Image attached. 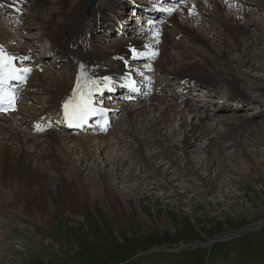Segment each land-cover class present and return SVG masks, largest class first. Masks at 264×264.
<instances>
[{
	"label": "bare ground",
	"instance_id": "6f19581e",
	"mask_svg": "<svg viewBox=\"0 0 264 264\" xmlns=\"http://www.w3.org/2000/svg\"><path fill=\"white\" fill-rule=\"evenodd\" d=\"M87 1L84 4L82 0H35V5L42 8L43 12L50 9L49 6L57 8V11L50 13L48 20H44L40 15L34 17L37 23L42 25L41 36L49 42L53 58L61 63L60 73L58 76L55 74L48 78L34 68L24 94L35 96L39 94V89L42 90L47 96L43 101L42 109L35 112H30L29 107L24 108V111L19 109L20 111H16L13 118L0 115V214L7 216L15 212L19 217L28 214L32 217L33 225L38 213L42 223L43 219L44 222L48 221L49 213H55L59 208L67 207L68 212L72 213L77 206L76 198L93 204H96L94 201H100L105 204V209L117 211V201L124 200V196L132 192L125 184H128L135 175L141 181L147 179L149 175L156 176L159 181L169 185L168 172L156 165L158 163L156 159L162 157L161 160L165 159V163L172 166L177 165L178 159L171 160L172 145L167 144V146L163 142V135L159 136L162 130L169 129L176 133V125L172 124V121L176 120L183 134L180 151L186 158L190 140L205 137L209 131L215 129L213 124L206 122L211 114L197 113L199 109L193 101L186 99L184 89H189L200 82L214 86L218 93L223 90L236 91L243 83L242 79L233 74L223 75L216 65L221 69L225 66L236 69L248 65L251 70H255L257 66L254 63L250 64L251 43L249 42L253 37V40L259 41L264 47V35L260 39V37L254 38L251 34L253 31H258L257 34H260L259 32L264 30V16L261 15L260 22L255 23L252 16L247 14V7L242 5L251 4L252 1L264 11V0H185L181 4L174 5L175 9L178 8L182 21L177 19L176 12H170L168 23L151 25L148 31L135 30L137 34L133 37L132 34L128 35L131 37L129 40H124L126 33L123 31L121 37L123 40L114 41L108 46L98 45L92 42V38L95 29L102 21H106L112 9L122 1L97 0V4L90 9L89 14H86ZM3 6L15 10L22 7L19 0H0V11ZM232 10L239 11L237 17H232L229 13ZM155 17L151 15L149 18ZM199 26L202 28L200 29ZM24 27L26 26L9 27L10 31L12 30L10 32L9 28L6 29L0 21V48L23 58L22 64L36 66V60L29 55L31 49L25 41L26 36L21 32ZM217 35L221 38H217ZM183 37L186 38L188 45L181 42ZM131 48L136 50L137 55H147L148 59H144L137 66H131L129 64L132 56ZM232 51L239 53L237 60L228 59V54ZM135 68L159 71L163 75L161 80L180 82L181 89L174 91L168 86L161 87L156 83L151 70L147 73L154 81L149 82L151 85L145 84L144 88L153 89L152 94L145 95L134 103L122 100L111 104L108 100L104 101L110 104L115 118L124 114L123 118L119 119V123L124 127H119L117 126L119 123H116L113 139L108 136L109 129L107 133L96 136L75 135L71 131L65 134L61 132L62 126L69 120L64 106L73 97V87L79 75L83 78L85 88L98 93L108 86H118V82L126 81L129 75H134ZM109 77L112 81L105 82ZM259 88L264 94V88ZM164 95L169 96L171 101H168ZM224 97L226 98L225 95ZM100 100L96 97L94 102ZM191 114L193 117L187 118V115ZM230 119L232 118L224 117L220 123L229 137H235L234 146L239 147L243 152L245 144L240 143V137L250 134L259 142L264 138V126L251 122L248 117L238 116L237 123H233L234 120L232 122ZM53 122L60 123V127L56 125L55 130L48 129ZM57 129L60 131L58 132ZM37 132L38 134H35ZM124 135H129L130 138V141L128 139L123 143L124 147L129 149V156L139 160L136 163L135 159L132 162L129 160L131 163L127 162L128 157L127 160L120 159L119 153H115V150L119 149L120 141L124 140ZM202 140L201 143L205 144L203 152L206 159L210 160L215 154H220L219 141H214L212 137H205ZM97 152L106 155L104 160L106 165L112 161L111 168L105 169L104 162L97 160L99 157ZM124 162L129 163L126 164L127 169L124 173H115L113 168L117 171L121 170L125 165ZM139 163L146 170L147 175L132 173L133 168ZM86 167L87 169L94 167L96 176L84 173L83 169ZM115 181L123 183L118 191H114L111 184ZM39 201L43 204L40 205ZM101 208L104 209L102 206ZM54 222L52 220L48 225L50 233L55 231ZM21 227L25 228L22 225ZM26 230L31 235L35 232L37 237L40 236L34 227Z\"/></svg>",
	"mask_w": 264,
	"mask_h": 264
},
{
	"label": "rangeland",
	"instance_id": "374dc122",
	"mask_svg": "<svg viewBox=\"0 0 264 264\" xmlns=\"http://www.w3.org/2000/svg\"><path fill=\"white\" fill-rule=\"evenodd\" d=\"M82 1L85 4L87 0ZM88 2L89 0L86 7ZM19 3L20 7L25 5L18 12L3 6V10L0 11V21L6 29L19 25L26 26L21 31L22 35L26 36L25 41L28 42L29 49L31 44L34 46V50L29 51V55L32 57L33 53L39 65L44 66L40 69L42 75L48 78L55 74L58 76L59 63L52 60L50 44L47 39L42 38L40 31L42 25L38 24L34 17L40 15L44 20H48L50 13L57 11V8L49 6L50 9L43 12L42 8L41 10L35 5V0H19ZM122 3L117 4L106 21H102L95 29V32L97 30L102 32L94 33L92 42L108 46L114 41L123 40L121 38L123 31L126 33L124 40H129L131 37L128 35L132 34L133 37L138 30L148 31L151 25L157 24V20H154L156 17L153 20L148 18L150 16L147 13L150 12L142 14V10L146 7L144 1L123 0ZM250 3L242 5L247 7V14L252 16L253 21L259 23L264 11L252 1ZM175 12L177 19L182 21L178 9ZM13 13H17L18 18H15ZM229 13L234 17L239 11L232 10ZM113 19L117 20L113 21ZM168 22L169 20L166 21ZM263 31H260V34H257L258 31H253L251 34L254 38L261 39L264 35ZM216 37L221 38L219 35ZM181 42L188 45L184 37L181 38ZM37 43L41 46L37 47ZM249 43H251L250 64L254 63L257 66L255 70H251L248 65L247 68L236 69L228 66L221 69L216 65L223 75L233 74L242 79L243 83L236 91L223 90L218 93L214 86L199 82L194 91L186 92V99L193 101L199 109L197 113L211 114L206 122L213 124L215 129L209 131L205 137L219 141L220 154H215L210 160L206 159L203 152L205 144L201 143L205 137H199L190 140L186 153L188 159L184 158L180 151L183 134L174 120L172 124L176 125V133L163 129L159 136L163 135V142L166 145H172L171 150L174 154H171V160L178 159V168L177 165L165 163L166 160H161L162 157L156 159L158 162L156 165L168 172L171 186L159 181L156 176L149 175L147 179L141 181L135 175L128 184H125L132 192L124 196V200L117 201V211L105 209V204L100 201H94L96 204H93L74 197L77 202L75 211L69 213L67 207L59 208L57 213H49L48 221L44 222L43 219V223L38 213L34 221L35 225L28 214L20 217L15 212L7 216L0 214V264H264V212H262L264 210V138L259 142L250 134L240 137V143L245 144L243 152L239 147L234 146L235 137H229L220 123L224 117L232 118L230 121L234 120L233 123H237V117L240 116L248 117L251 122L264 126V94L259 88H264V47L259 41L253 40V37ZM228 55L230 60H237L239 57L236 51ZM141 62L130 60L129 64L137 66ZM232 66L235 67L234 64ZM161 77L159 74V78ZM111 81L110 77L105 80V82ZM167 86L170 87L169 89L179 91L176 82ZM39 91L38 95L23 97L19 109L24 111L29 107L30 112L42 109L43 101L47 96L42 90ZM165 98L171 101L169 96ZM110 103L115 104V101ZM130 107L133 108L132 105ZM193 114L187 115V118L191 119ZM13 115L15 113L6 116L13 118ZM123 115L113 119L108 135L110 139L115 137L114 127ZM121 124L117 126L124 127ZM50 130L55 129L53 127ZM61 132L67 133L63 130ZM128 136L124 135V140L120 139L122 141L115 153H119L120 159L127 160L128 157L127 162L135 159L136 163L139 160L129 156V149L123 144L128 139L130 141ZM97 154H99L97 160L104 162L105 169L112 167V161L105 164V154L100 152ZM126 164L119 171L113 168L114 172L123 174L127 169ZM136 167L133 168L132 173L147 175L140 163ZM93 169L94 167L91 169L86 167L83 170L86 174L96 176ZM114 183H111L114 191H118L119 187L123 186L122 182ZM39 203L43 204L41 201ZM28 210L30 211L29 208ZM52 220L56 225L53 226L55 231L50 233L48 225ZM31 227H34L40 238L35 232L31 235L26 230H30Z\"/></svg>",
	"mask_w": 264,
	"mask_h": 264
},
{
	"label": "snow or ice",
	"instance_id": "6c2138e0",
	"mask_svg": "<svg viewBox=\"0 0 264 264\" xmlns=\"http://www.w3.org/2000/svg\"><path fill=\"white\" fill-rule=\"evenodd\" d=\"M92 101L90 99L81 98L79 102L73 103L69 101L65 104L66 115L70 119L85 121L89 114L94 113V109L91 107Z\"/></svg>",
	"mask_w": 264,
	"mask_h": 264
},
{
	"label": "water",
	"instance_id": "95a60500",
	"mask_svg": "<svg viewBox=\"0 0 264 264\" xmlns=\"http://www.w3.org/2000/svg\"><path fill=\"white\" fill-rule=\"evenodd\" d=\"M95 3H96V0H89L87 10H89Z\"/></svg>",
	"mask_w": 264,
	"mask_h": 264
}]
</instances>
